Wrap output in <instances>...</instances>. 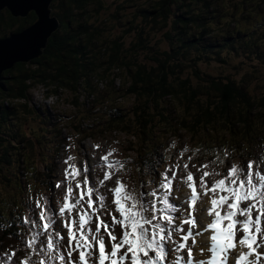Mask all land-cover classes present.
<instances>
[{
  "label": "trees",
  "instance_id": "trees-1",
  "mask_svg": "<svg viewBox=\"0 0 264 264\" xmlns=\"http://www.w3.org/2000/svg\"><path fill=\"white\" fill-rule=\"evenodd\" d=\"M107 8L106 0H55L52 10L60 21V29L44 54L30 63L35 69L17 64L3 75L1 250L13 249L11 245L18 241L16 230L9 225L10 218L14 214L21 217L23 207L28 206L30 184L34 183L31 190L52 191L54 166L45 158L48 153L44 134L39 137L20 133L19 108L29 112L27 105L20 102H26L35 88L48 91L49 99L58 97L61 91L74 96L71 113L82 116L70 126L73 135L85 140L97 129H107L105 135L122 133L129 151L134 150L140 157L150 156L159 163L162 142L158 141L155 150L153 143L161 134L177 138L185 133L195 147L209 146L210 142L229 144L241 155L238 158L242 163L264 148V97L255 98L245 81L215 78L198 69L201 63H226L220 57L223 51L237 56L239 51L248 50L264 56V0H148L139 12L141 21L161 25L166 34L155 43L150 41V34L148 40L140 36L130 48L127 35L108 39V20L95 19L94 14ZM36 21L34 13L27 18H14L3 11L0 39L21 32ZM240 43L241 47L236 48ZM143 53L150 55L141 59ZM186 69H191L196 83L185 73ZM123 97L130 111H126V104L117 103ZM80 98L85 102L92 98V103L83 105L77 102ZM58 156V151L53 150L52 157ZM13 165L16 172L10 173ZM7 217L9 223L4 222Z\"/></svg>",
  "mask_w": 264,
  "mask_h": 264
},
{
  "label": "snow or ice",
  "instance_id": "snow-or-ice-1",
  "mask_svg": "<svg viewBox=\"0 0 264 264\" xmlns=\"http://www.w3.org/2000/svg\"><path fill=\"white\" fill-rule=\"evenodd\" d=\"M187 150H181L180 158ZM230 155L224 149L221 159L217 152L213 163L223 164ZM114 156L112 150L102 157L108 169L102 179L111 180L110 198L98 192L87 169L69 164L71 156L63 161L66 167L60 175L53 177L52 197L28 198L27 212L19 217L27 232V252L18 258L19 264H230V256L232 264H264V150L255 160L227 164L220 171L215 167L203 171L209 164H201L199 175L185 163L187 175L179 172V179L178 162L162 163L163 171L151 169L156 177L153 186L142 183L139 193L118 176L112 178L125 166L109 159ZM210 175L219 178L209 182ZM184 181L189 191L181 202L176 185ZM202 197L208 198L206 205L210 202L204 212L212 219L200 221L201 228L207 225L208 236L193 259L192 248L185 243L192 232L184 225L197 227L196 208ZM0 264L11 260L0 259Z\"/></svg>",
  "mask_w": 264,
  "mask_h": 264
},
{
  "label": "rangeland",
  "instance_id": "rangeland-1",
  "mask_svg": "<svg viewBox=\"0 0 264 264\" xmlns=\"http://www.w3.org/2000/svg\"><path fill=\"white\" fill-rule=\"evenodd\" d=\"M147 3L148 0H106L108 8L103 10L100 14H94V16L99 22L108 20L109 28L106 31L108 39H114L122 35H127L129 38H127L126 43L129 48L132 47V44H136L140 36L147 37V34H150L149 37L151 42H154V40L155 42L161 41L166 34V31L161 29V25H155L154 23L145 24L140 19L139 12L143 7L147 6ZM156 28H158V30ZM148 39L149 38L147 37V40ZM160 47H163V45H160ZM235 47L240 48L241 43L236 44ZM148 55L150 54L143 53L140 58H147ZM220 57L224 59L226 63H201L199 64L198 69L205 75L216 76L215 78L229 77L238 83H244L245 81L251 94L255 98L261 99L264 97V56L260 57L256 54H250L248 50H242L239 51L237 56L229 55L223 51L221 52ZM27 65L28 67L35 69V65ZM190 70L191 69H186L185 73L189 74L193 83H196L197 80L192 76ZM202 77L207 79L204 75H202ZM119 82H121V80L118 81V84ZM48 96L49 92L44 88H35L31 90L28 94V100L26 102H20L27 105V110L29 112L23 108H19V125L21 127L20 133L22 131L24 135L32 136V134H37L40 137V134H44L43 138L46 140L47 144H45V150L48 153L45 158L49 162L53 163V160L54 162L56 161L55 157H52L54 150L53 144L58 146L55 148V151H59V141H62L65 133L71 132L69 126H67L66 129H62V124H68L67 120H63L61 122L58 121L57 124H54V122L56 119L60 118L59 116L65 115L68 112H74L71 108V102L73 101L74 96L68 91H61L58 97L50 99L47 98ZM77 102L83 105L91 104L92 98L89 102H85L84 98H80ZM117 103H124L127 105L126 111L131 110L128 106V101L124 99V97L118 100ZM80 109H83V106L80 107ZM44 112L46 115H44ZM164 136L166 135L164 134ZM183 139L185 141L189 140L186 135H184ZM75 140L77 142L80 141V139ZM91 142L92 140L88 143L86 142L85 145L87 149H91ZM108 142L109 144H115L117 146L121 143L111 137H108ZM51 146L53 150L50 149ZM217 152H219L218 148L210 150L212 157L215 156ZM220 153L221 157H223L222 152ZM236 157L237 154L234 152L232 154V158ZM33 161L36 164H39L41 168L44 167L43 164L39 163L37 160ZM58 162L59 160L56 161V164ZM219 163L220 161H215L213 166L216 165L218 167L221 165V163ZM15 166L16 165H13V167L9 168L10 173L16 172ZM129 180L132 182L131 179ZM137 185H139L138 182Z\"/></svg>",
  "mask_w": 264,
  "mask_h": 264
},
{
  "label": "water",
  "instance_id": "water-1",
  "mask_svg": "<svg viewBox=\"0 0 264 264\" xmlns=\"http://www.w3.org/2000/svg\"><path fill=\"white\" fill-rule=\"evenodd\" d=\"M55 0H0V15L7 10L14 18H27L30 13L37 21L21 32L0 39V88L3 75L17 64H30L39 59L49 45L50 39L60 29L59 19L53 15Z\"/></svg>",
  "mask_w": 264,
  "mask_h": 264
}]
</instances>
